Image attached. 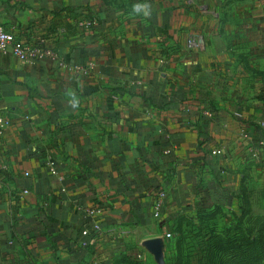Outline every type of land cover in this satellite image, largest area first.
Masks as SVG:
<instances>
[{
	"label": "crops",
	"instance_id": "obj_1",
	"mask_svg": "<svg viewBox=\"0 0 264 264\" xmlns=\"http://www.w3.org/2000/svg\"><path fill=\"white\" fill-rule=\"evenodd\" d=\"M0 19L57 53L0 55V264H156L146 238L240 192L264 0H0Z\"/></svg>",
	"mask_w": 264,
	"mask_h": 264
},
{
	"label": "rangeland",
	"instance_id": "obj_2",
	"mask_svg": "<svg viewBox=\"0 0 264 264\" xmlns=\"http://www.w3.org/2000/svg\"><path fill=\"white\" fill-rule=\"evenodd\" d=\"M223 27L222 22V32ZM258 73L264 78V69L258 70ZM259 125L263 133L254 143L259 154L253 157L250 172L244 182L243 179L241 181L240 192L208 210L182 217L180 224L168 230L172 236L164 243V261H156V264H201L200 260L206 261L204 254L210 235H224L229 231V235L239 241L245 238L247 226L252 229L260 227L264 221V122ZM229 252L230 249L224 252L217 250V260L220 256L226 257Z\"/></svg>",
	"mask_w": 264,
	"mask_h": 264
},
{
	"label": "built area",
	"instance_id": "obj_3",
	"mask_svg": "<svg viewBox=\"0 0 264 264\" xmlns=\"http://www.w3.org/2000/svg\"><path fill=\"white\" fill-rule=\"evenodd\" d=\"M95 22V19L85 20L84 24L86 27H91ZM11 52L17 59L24 62H37L46 57L56 58L57 53L52 47L48 46L43 39L36 43L25 41L23 38L19 37L14 30L6 28L0 19V55ZM80 68V67H77ZM10 119L0 113V143L2 142L5 129L9 125ZM213 153H221V148H216L212 150ZM249 153L252 157L258 156L259 152L256 149L249 150ZM50 169L53 173H57V166L54 160L50 159L48 162ZM29 189L25 188L24 192H28ZM166 195L165 190L157 191L158 199L156 201V211L155 214H159V209L162 206L163 199ZM86 215L91 216H99L102 213V209L100 207H86L84 208ZM102 225L99 221L95 222V230L97 232L102 231ZM83 234L87 235L88 231L84 230ZM166 238H170L172 236L171 231H166ZM91 243V240L83 238L81 244L86 246Z\"/></svg>",
	"mask_w": 264,
	"mask_h": 264
},
{
	"label": "trees",
	"instance_id": "obj_4",
	"mask_svg": "<svg viewBox=\"0 0 264 264\" xmlns=\"http://www.w3.org/2000/svg\"><path fill=\"white\" fill-rule=\"evenodd\" d=\"M207 240L204 254L206 261L200 260L201 264H262L264 262V221L257 229L247 226L245 238L242 240L232 238L229 231L224 235L220 233L217 236L210 235ZM225 249H230L229 254L224 258L218 255L220 259L217 260V250L224 252Z\"/></svg>",
	"mask_w": 264,
	"mask_h": 264
},
{
	"label": "water",
	"instance_id": "obj_5",
	"mask_svg": "<svg viewBox=\"0 0 264 264\" xmlns=\"http://www.w3.org/2000/svg\"><path fill=\"white\" fill-rule=\"evenodd\" d=\"M164 243H165V239L162 236L149 237L143 241V245L151 253H153L156 261H158L160 263H162L164 261V258H163V256H164V254H163Z\"/></svg>",
	"mask_w": 264,
	"mask_h": 264
}]
</instances>
